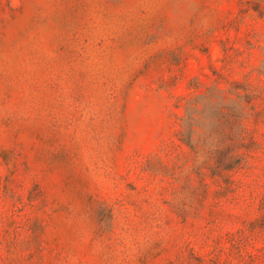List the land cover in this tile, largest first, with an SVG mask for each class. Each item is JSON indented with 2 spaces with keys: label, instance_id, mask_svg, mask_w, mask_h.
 I'll return each mask as SVG.
<instances>
[{
  "label": "rangeland",
  "instance_id": "obj_1",
  "mask_svg": "<svg viewBox=\"0 0 264 264\" xmlns=\"http://www.w3.org/2000/svg\"><path fill=\"white\" fill-rule=\"evenodd\" d=\"M0 264H264V0H0Z\"/></svg>",
  "mask_w": 264,
  "mask_h": 264
},
{
  "label": "trees",
  "instance_id": "obj_2",
  "mask_svg": "<svg viewBox=\"0 0 264 264\" xmlns=\"http://www.w3.org/2000/svg\"><path fill=\"white\" fill-rule=\"evenodd\" d=\"M239 96H241L240 94H238ZM198 99L199 101H202V106L201 108L198 107L197 105H195V100ZM211 102H212V96L211 94L207 95V94H199L196 96V98L194 99V103L190 104L189 106H187L186 111H185V118H182L183 120V125L182 127H184V125L187 127L186 129L188 130H179V133H182L183 135L187 136V141L190 143L191 141V136L192 133L194 132V126L196 125H205V127L207 125H214V126H219L220 124H228V125H233V122H235V118H238V116H234L232 118L231 114L226 113L225 111L218 110L217 113V117L215 118V116H211L210 114V110H211ZM195 147V146H193ZM210 156V154L208 155ZM235 156V160H231V157ZM225 159L228 160V164L227 167L228 168H232L235 165L240 164L241 161V156H236L234 154L231 153H226L225 155Z\"/></svg>",
  "mask_w": 264,
  "mask_h": 264
}]
</instances>
